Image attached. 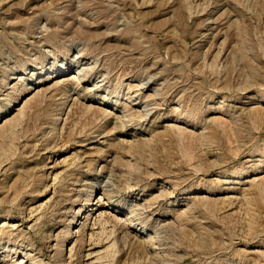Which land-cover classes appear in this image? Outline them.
Returning a JSON list of instances; mask_svg holds the SVG:
<instances>
[{
	"label": "rangeland",
	"instance_id": "374dc122",
	"mask_svg": "<svg viewBox=\"0 0 264 264\" xmlns=\"http://www.w3.org/2000/svg\"><path fill=\"white\" fill-rule=\"evenodd\" d=\"M0 264H264V0H0Z\"/></svg>",
	"mask_w": 264,
	"mask_h": 264
}]
</instances>
